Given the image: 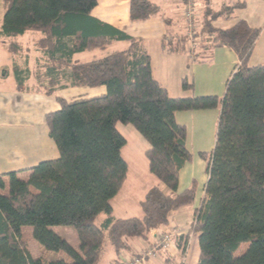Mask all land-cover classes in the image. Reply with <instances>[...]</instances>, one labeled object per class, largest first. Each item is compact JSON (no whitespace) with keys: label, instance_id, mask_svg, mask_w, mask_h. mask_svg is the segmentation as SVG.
Returning a JSON list of instances; mask_svg holds the SVG:
<instances>
[{"label":"trees","instance_id":"obj_1","mask_svg":"<svg viewBox=\"0 0 264 264\" xmlns=\"http://www.w3.org/2000/svg\"><path fill=\"white\" fill-rule=\"evenodd\" d=\"M2 3L0 37L39 32L43 35L39 46L48 59L65 72L69 69L61 78L53 76L54 86L64 87L60 81L68 78L73 87H105L106 94L58 99L61 109L48 114L46 121L59 158L31 168L27 180L18 172L0 175V264H99L108 245L120 255L132 250L131 239L148 240L152 231L168 225L172 212L195 200V189L178 193L180 173L193 156L187 129L176 122V114L219 107L215 147L209 159L201 154L208 160V180L192 229L199 235L198 264H264V65L249 64L261 30L245 20L227 30L213 26L244 3L201 11L200 33L214 36L212 48L227 47L238 56L221 100L170 97L154 77L142 40L92 17L98 0ZM159 12L151 0H130L132 21H147ZM115 42L128 47L91 62L73 60ZM11 50L17 51V45ZM22 74L16 70L19 87L24 84ZM183 89L191 91L193 85L185 79ZM118 124L133 126L149 144V169L160 183L141 203L143 218L113 216L111 201L129 170L122 156L127 140ZM103 214L106 218L100 220ZM25 227L33 229L34 239L46 250L64 252L71 262L33 257L22 240ZM53 227L74 228L79 250ZM175 240L185 255L189 236ZM243 244L249 245L247 250L237 255Z\"/></svg>","mask_w":264,"mask_h":264},{"label":"crops","instance_id":"obj_2","mask_svg":"<svg viewBox=\"0 0 264 264\" xmlns=\"http://www.w3.org/2000/svg\"><path fill=\"white\" fill-rule=\"evenodd\" d=\"M151 1L160 7V12L147 21L136 22L130 19V0H98V6L93 10L92 17L135 39L142 40L151 58L154 77L168 90L170 97L215 96L220 100L223 99L226 93L227 81L238 63V56L235 51L227 47L212 48L206 51L207 55L204 57L193 59L188 45L186 46L185 43V45L182 44L183 46H180L177 43V39L186 33L184 16L182 20L183 26L180 24L173 26L169 19H165L161 15L160 2L163 0ZM235 1L244 3V6L237 9L232 16L217 20L213 23V26L217 29L227 30L232 28L238 21L245 20L250 27L260 29V38L257 41L250 63L254 59L255 66L264 65V56L259 58L258 52L256 53L258 45L264 37V0H232L229 3L224 0L221 7L225 4H232ZM180 2L183 14L184 0H180ZM1 28L2 23L0 31ZM12 39L16 38H2L1 40L5 44L4 53L6 56L5 60L0 61V72L4 69H10L11 66L13 72L16 70L23 72L21 76L24 78V84L22 87L16 85L14 89L0 86V175L18 172L20 178L26 179L29 177L31 168L41 162L59 158L58 149L49 135L46 116L59 111L61 106L56 102V106L50 112L45 111L47 113L37 114L33 109L32 112L26 111L21 118H16L13 115L16 111H21V105H25L32 97L39 99L38 96L56 97L57 101L58 99L72 101L79 98H93L106 94V88L73 87L70 85L68 78L60 81L61 86L64 87L54 86L53 76L61 78L64 76L63 74L69 73V69L65 72L64 68L55 65L48 59L39 46L43 35L36 41V46L38 51L41 52V56L36 59L35 63L24 55L23 51L13 52L11 50V45H16L11 42ZM121 43L125 42H115L113 44H120L124 48V44ZM168 49L173 51H168ZM79 55L81 54L76 55L73 60L79 62L76 60ZM52 69L56 71L50 72L49 70ZM4 73L9 76L8 72ZM52 73L55 74L52 75ZM185 79L193 85L191 91L183 89V81ZM47 83L54 87H46ZM26 85L28 87H25ZM71 90H80L82 94L68 99L58 95V92L66 93ZM33 112L36 115H33ZM220 114L221 107L213 110L188 111L176 114V122L187 129L188 149H191L192 146L204 149L208 143L216 142ZM41 124H46L47 128L41 131L39 129L42 126ZM8 126L11 129H8ZM149 148L150 146L148 145L146 152ZM188 165L180 173L178 193L195 189L194 202L189 206L172 212L169 216L168 225L152 231L148 240L131 239L132 250L123 252L120 255H116L114 252L108 264H125L142 250L153 248L161 240V235L167 233H176L177 236L175 238L189 236V243L191 239L192 242L191 245L188 244L185 254L187 255L190 248L186 264H198L200 257L199 235L192 229L196 212L201 208L205 199V186L208 176L205 172L203 176L200 174L201 178L198 180L195 170L190 173L186 172ZM148 168L149 162L148 166H144L143 170L140 171L141 174H137L140 176H136L138 187H141L137 191L131 188L129 192L124 193L125 184L129 178L128 170L126 182L118 195L111 201L113 216L116 219L143 218L144 213L141 203L152 188L160 185L155 176L157 182L152 180L149 185H146L143 174L147 172ZM136 206L140 208L137 210ZM175 238L168 249L160 250L155 258L148 260L144 264H181L185 255H182L178 249Z\"/></svg>","mask_w":264,"mask_h":264},{"label":"rangeland","instance_id":"obj_3","mask_svg":"<svg viewBox=\"0 0 264 264\" xmlns=\"http://www.w3.org/2000/svg\"><path fill=\"white\" fill-rule=\"evenodd\" d=\"M224 0H196L198 4V8L200 12L204 10L205 8L212 9L216 11L218 8L221 7V4ZM232 0H226V3L231 2ZM185 2V1H184ZM160 6L162 8L161 15L165 19H169L172 22V25H181L183 26V14H182V5L180 0H163L160 2ZM255 3V2H254ZM4 6L2 3V0H0V25L3 21L4 17ZM186 25V24H185ZM186 34V33H185ZM183 35L177 39V43L180 46H183L181 44L182 41L184 42V45L186 43V46L188 45L191 56L193 59H200L207 55V50L212 49V40L214 39H208L206 35L202 34L201 39L196 41V44H198V47H194L190 41L187 40L185 37L186 35ZM42 35L39 32H28L25 35L19 36L16 39H12L11 42L15 43L18 47V50H21L24 52V55H26L29 59L32 60L33 63H35L36 59L41 56V52L38 51L36 46V41L38 38H40ZM2 37H0V61L5 60V44H3ZM5 41V40H4ZM124 44V48L120 44H113L109 46L106 50H97L94 52H84L81 55L76 57V60L85 63V62H91L95 61L101 58H104L110 53H113L114 51L125 49L127 44ZM259 47L256 50V53L258 52V57L263 58L264 56V37L261 39ZM26 57V58H27ZM255 58V57H254ZM256 59V58H255ZM18 61H20L18 59ZM254 59L251 61L250 66H255ZM4 72H8L9 76H6ZM18 85V82L16 80V71L13 72V69L10 66V69H4L2 72H0V86L3 88H15V86ZM51 84H46V87L53 88L54 86H50ZM25 87H28L27 85ZM82 94V91L80 90H71L69 92H58V95L60 97H66L72 98L74 96ZM55 97V96H54ZM39 99H36L35 97H32L25 105H21L22 109L21 111L18 110L15 112L13 116L16 118H21L22 115L26 111L32 112L34 109V112L37 114H42L45 111H52L54 107L56 106L55 103H59L56 100V97H50V96H38ZM20 106V107H21ZM19 107V108H20ZM22 112V113H21ZM32 113L33 115L35 113ZM47 113V112H45ZM36 115V114H35ZM42 126L39 127V129L42 131V129L47 128L46 124H41ZM8 129H11L10 126H8ZM119 131L123 134V136L127 140V145L124 147L122 156L124 160L129 165V178L127 183L125 184V192H129L131 188L132 190L137 191L138 188V182L136 181V176H140L137 174H141L140 171L143 170L144 166H148V160L145 157V152L148 148L147 142L145 139L134 129L131 125H123L118 124ZM214 143H208L204 149H199L197 146H192L190 152L192 153L193 159L192 162L187 166V173H190L192 170L196 171L197 179L199 180L200 174L201 176L205 175V172L207 170L208 160L203 159L201 154H206L207 158L209 159L210 154L212 153L214 149ZM204 164V165H203ZM206 167V168H205ZM206 169V170H205ZM144 180H146V185H149L150 182L153 180L154 182H157V179L154 177V175L149 171V168L147 172L143 174ZM24 180H27L24 179ZM137 210L138 206H136ZM106 218V215H101L100 220H103ZM52 230L68 241V243L76 250H79V240L77 232L74 228L71 227H53ZM162 230V229H161ZM164 231V230H162ZM22 240L25 242L26 247L28 248L29 252L32 254L35 258H42L46 261H57V260H66L68 262H71V259L64 253V252H51L46 250L43 246H41L33 237V229L31 227H25L22 230ZM192 239L190 240L189 245H191ZM249 245L243 244L237 255L243 254ZM191 247V246H190ZM190 252V248L188 250ZM188 252L187 255L183 258L181 261V264H186V261L188 259ZM114 254L113 248L108 245L106 247L105 252L103 253L101 260L99 264H108L112 258V255Z\"/></svg>","mask_w":264,"mask_h":264},{"label":"built area","instance_id":"obj_4","mask_svg":"<svg viewBox=\"0 0 264 264\" xmlns=\"http://www.w3.org/2000/svg\"><path fill=\"white\" fill-rule=\"evenodd\" d=\"M183 16L186 24V38L194 47H198L196 41L201 39L202 34L200 33V16L201 12L198 8L196 0H184ZM208 39H213V36L207 35ZM176 233H167L161 235V240L155 244L153 248L148 250H142L134 258L127 261L125 264H144L150 259L157 256L160 250H166L174 241Z\"/></svg>","mask_w":264,"mask_h":264}]
</instances>
